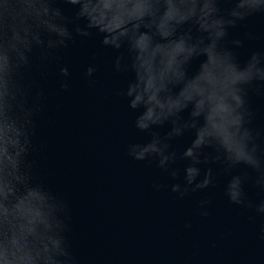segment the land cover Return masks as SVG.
<instances>
[{
    "label": "clouds",
    "instance_id": "clouds-1",
    "mask_svg": "<svg viewBox=\"0 0 264 264\" xmlns=\"http://www.w3.org/2000/svg\"><path fill=\"white\" fill-rule=\"evenodd\" d=\"M77 6L80 36L90 30L103 34L102 43L126 48L115 58L116 72H131L119 91L132 109H143L135 127L149 132L171 122L166 136L152 133L145 144L131 143L127 155L137 161L154 159L167 175L176 153L169 140L194 129L195 138L182 156L191 161L184 183L171 185L178 198L214 186L209 168L201 179L202 162L222 165L225 172L239 166L225 189L230 203L255 208L244 185L252 181L264 192V134L250 127L254 113L247 103L250 90L264 93V53L252 52L241 66L229 29L255 13H264V0H65ZM223 5V6H222ZM57 0H0V264H78L69 239L66 200L34 170L33 138L44 91L32 74L58 64L59 51L73 40ZM250 38L251 33L247 34ZM204 56L199 70L189 75L193 58ZM95 68L89 66L91 77ZM60 88L67 91L69 70L59 67ZM90 84L95 82L89 80ZM190 108L189 118L181 113ZM210 149L211 151H205ZM250 170V171H248ZM165 185L154 183L160 191ZM211 199L199 201V214L209 215ZM185 228L192 227L186 222Z\"/></svg>",
    "mask_w": 264,
    "mask_h": 264
},
{
    "label": "water",
    "instance_id": "water-1",
    "mask_svg": "<svg viewBox=\"0 0 264 264\" xmlns=\"http://www.w3.org/2000/svg\"><path fill=\"white\" fill-rule=\"evenodd\" d=\"M57 6L73 21L68 24L73 40L60 49L58 64L32 74L44 98L31 159L39 178L68 203V235L78 264H264V214L232 204L225 195L229 180L245 171L244 166L225 172L219 163H204L202 157L200 178L211 168L214 186L178 198L171 185L184 183V170L191 161L182 154L195 138L194 129L169 140V151L177 157L172 164L176 178L163 172L154 159L137 161L128 156L129 144L148 143L152 133L164 137L172 124L165 122L149 132L135 127L143 109H132L118 94L133 74L116 72L113 66L118 55H127L126 48L105 46L103 34L94 29L89 36L78 35L75 27L86 21L75 19L77 6L65 0H57ZM233 39L243 41L234 48L241 66L252 52L264 53V13L230 28L229 47H234ZM204 59L193 58L189 75ZM61 66L69 70L67 91L60 88ZM89 66L95 68L91 77L86 75ZM247 103L254 113L249 126L264 134V93L250 90ZM189 113L190 108L181 116L188 119ZM154 183L165 187L156 191ZM244 191L253 204L264 199L252 181ZM209 198V215L201 216L199 201ZM186 222L190 229L184 227Z\"/></svg>",
    "mask_w": 264,
    "mask_h": 264
}]
</instances>
